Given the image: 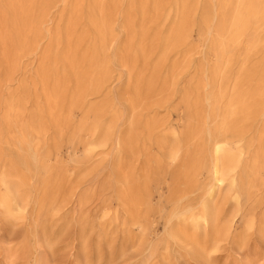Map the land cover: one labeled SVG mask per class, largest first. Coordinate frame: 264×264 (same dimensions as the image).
Here are the masks:
<instances>
[{
    "label": "bare ground",
    "instance_id": "bare-ground-1",
    "mask_svg": "<svg viewBox=\"0 0 264 264\" xmlns=\"http://www.w3.org/2000/svg\"><path fill=\"white\" fill-rule=\"evenodd\" d=\"M53 1L4 0L0 8V67L4 69L0 93L1 84L10 78L20 58L38 48L42 37L49 41L35 79L30 85L21 81L20 93H10L3 100L4 130L17 155L10 165L48 172L50 168L40 155L48 130L54 143L64 133L76 134L83 143L85 159L96 147L105 148L120 118L108 98L112 64L124 67L130 78L122 94L128 120L116 141L132 222H138L137 205L147 203V182L152 176L157 179L167 171L171 197L182 201L204 170L209 183L197 211L188 206L173 212L170 219L181 222V227L167 235L179 241L192 228L196 236L187 238L193 243V252L206 260V251L216 246L220 233L218 190L224 185L235 188L233 198L237 200L244 178L252 183L260 170L264 145L260 143L251 161L245 162L244 153L251 122L264 115V61L249 69L237 53L241 44L247 53L264 42V0H71L66 4L65 25L51 31L45 28L44 17ZM166 7H172L174 15L162 30L159 20L166 17ZM119 11L126 39L111 58L109 45ZM195 25L205 53L214 59L195 65V80L178 88L181 71L192 65L190 33ZM175 93L184 105L181 129L156 116ZM101 96V101H93ZM29 99L33 107L25 111ZM76 110L82 115L78 121L74 119ZM49 146L44 148L47 152ZM122 152L142 157L141 175L132 173V164L123 161ZM43 182L40 204L55 197L61 188L57 178ZM1 183L5 193L0 201L10 212L9 204L18 206L19 199L6 176ZM206 231H211L212 241L200 242L198 234L207 236Z\"/></svg>",
    "mask_w": 264,
    "mask_h": 264
},
{
    "label": "rangeland",
    "instance_id": "rangeland-1",
    "mask_svg": "<svg viewBox=\"0 0 264 264\" xmlns=\"http://www.w3.org/2000/svg\"><path fill=\"white\" fill-rule=\"evenodd\" d=\"M69 1L54 0L47 7L45 28L55 31L65 25L66 4ZM3 6L4 0H0V8ZM166 12V17L159 20L162 30L169 26L174 15L172 7H166ZM195 14L199 16L200 8L196 9ZM122 22L119 11L114 20L115 36L109 45L111 58L126 39ZM190 40L194 46L192 65L188 71H181L178 88L195 80V65H206L208 60L214 59L213 55L207 56L205 53L206 47L196 25L191 28ZM48 43L47 37H42L38 48L22 56L10 78L1 84L0 198L5 193L1 178L6 176L19 204H9L12 208L9 212L6 204L0 201V264H264V151L260 155L257 179L248 184V178H244L237 200L233 198L235 188L224 185L218 190L216 206L220 233L216 237V246L206 251V260H201L193 252V243L187 238L196 236L192 228L189 227L187 236H180L182 240L179 241H173L167 235L168 231L181 227V222H176L174 217L170 219L173 212L188 206L192 208L191 211H197L209 183L204 170L198 173L194 185L187 189L184 193L187 197L182 201L171 197L172 181L167 171L157 179L152 176L147 182L150 188L147 203L137 205L138 222H132L116 141L128 120L122 94L130 78L124 67L112 64L113 78L109 81L108 98L120 118L105 148L96 147L88 160L85 159L83 143L76 134L71 137L64 133L54 143L51 130H48L42 139L40 152L50 168L48 172L33 166L15 169L10 165L17 160V155L10 135L4 130L3 100L10 93H20L21 81L25 80L30 85L35 79L41 53ZM238 47V59L244 57L249 69L264 61V42L247 53L245 44ZM234 67L236 69L237 65ZM3 73L4 69L0 67V75ZM179 97V93L168 97L156 116L181 129L185 112ZM103 98L97 97L93 101L99 102ZM32 107L29 99L24 110ZM75 112L74 119L78 121L82 115L78 110ZM262 129L264 115L253 120L245 134V142H249L244 153L245 162L251 161L260 143L264 145ZM47 145H51L49 152L44 149ZM155 148L153 146L154 152ZM122 156L124 162L132 164V173L141 175L142 157H131L125 152H122ZM127 171L123 170L124 173ZM54 178L60 181L61 188L55 197L40 204V195L45 188L43 181H54ZM181 192L180 186L177 193ZM206 233L207 236L199 233L197 239L200 242L203 239L212 241L211 231Z\"/></svg>",
    "mask_w": 264,
    "mask_h": 264
}]
</instances>
